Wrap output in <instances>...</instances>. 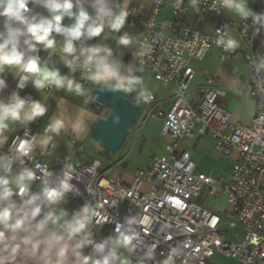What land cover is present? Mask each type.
Listing matches in <instances>:
<instances>
[{"label": "clouds", "instance_id": "1", "mask_svg": "<svg viewBox=\"0 0 264 264\" xmlns=\"http://www.w3.org/2000/svg\"><path fill=\"white\" fill-rule=\"evenodd\" d=\"M189 2L199 14L203 0ZM183 3L174 0L173 6L180 9ZM209 10L240 21L250 19L252 41L260 38L264 46V12L253 10L248 0H211ZM130 14L127 0H0V92L9 87L6 77L11 74L17 89L28 84L40 94L55 89L82 98L84 105L96 99L84 81L102 92L135 93L137 103H149L152 95L138 74L143 68L126 64L107 43H90L97 37L115 36L118 49L135 46L136 37L124 31ZM215 44L225 53L241 48L231 26L216 29ZM150 52L144 44L132 56L142 58ZM53 58L69 71L62 72ZM250 71L256 95L264 96V55L252 58ZM46 102L42 95L37 100L16 90L0 99V264H15L21 256L27 264H178L184 255L179 244L169 247L159 260L158 245L145 244L137 254L140 233L135 216L125 217L112 234L96 240L94 225L100 216L96 190L87 185L92 199L70 212L63 205L80 191L72 182L73 165L65 163L57 173L46 163H28L33 153L47 155L55 149L62 133L70 131L78 139L85 136L95 120L86 107H78L73 115L66 100L57 102V111L42 133L9 144L16 127L30 130L34 121L46 115ZM113 123H119V117Z\"/></svg>", "mask_w": 264, "mask_h": 264}, {"label": "built area", "instance_id": "2", "mask_svg": "<svg viewBox=\"0 0 264 264\" xmlns=\"http://www.w3.org/2000/svg\"><path fill=\"white\" fill-rule=\"evenodd\" d=\"M164 2L152 0L148 15L140 5L132 4L127 25H140L143 29L133 54L140 45L147 44L151 48L147 56L137 57L135 62L149 69L155 80L170 83L174 89L164 98L151 94L152 99L147 104L137 103L135 93H128L127 97L138 105V109L143 108L138 120L139 130L151 116L163 119L160 133L166 139L167 155L150 157L144 168L133 173L129 183L119 177L107 176L98 156L83 161L75 155H62L49 164L33 153L28 163L34 166L46 163L57 173L65 163L73 165L72 182L80 191L70 195L66 202L70 212L78 209L85 200L92 199L85 190L87 185L96 190L94 199L100 212L94 225L96 240L112 234L125 217L135 216L136 229L140 233V239L135 242L137 254L142 252L145 244L158 245L156 259L159 260L169 247L179 244L184 248V255L178 264H209L207 259L215 253L237 259L238 264H264V96L256 95L250 71L252 58L257 54L264 55V50L254 48L250 19L248 22L233 21L225 18L223 11H210L211 0H203L200 11L216 19L210 34L186 23L189 0H184L180 9L173 6V1L172 19L160 21L158 14ZM249 7L264 12V0H254ZM225 26L236 29L243 49L225 53L216 46V29ZM213 46L218 49L221 62L238 56L246 61L249 69L246 82L255 103V114L249 122H230L229 112L217 104V100L225 96L226 89L216 83L215 75L207 74L203 82L194 87V93L190 91L195 73L192 63L201 61ZM76 76L79 78L78 72ZM89 84L84 81V85ZM166 103L169 106L165 110ZM39 119L29 126L30 130L19 127L9 144L15 145L39 133L36 128ZM207 132L220 154L234 156L227 182L215 185L213 177L197 171L188 150L179 146L183 138L192 139ZM67 135L68 144L74 146L75 136L70 131ZM3 151H7V147ZM117 164L118 161L107 163L111 167ZM33 190H36L35 186ZM202 190L227 198L235 214L229 227L241 228L244 239L238 243L226 239L225 228L221 226L223 216L195 200Z\"/></svg>", "mask_w": 264, "mask_h": 264}, {"label": "crops", "instance_id": "3", "mask_svg": "<svg viewBox=\"0 0 264 264\" xmlns=\"http://www.w3.org/2000/svg\"><path fill=\"white\" fill-rule=\"evenodd\" d=\"M174 0H165L164 4L161 6L158 14V19L160 21H170L172 19V5L171 3ZM152 0H127L128 8L132 4H138L140 7H142L145 11V14L148 15L150 12ZM254 0H248L249 6L253 4ZM189 4V12L187 17H185L186 23H189L193 27H198L202 31L207 32L210 34L212 32L214 26L216 25V19L206 13H194L190 7ZM37 11L43 12V9H36ZM225 18L237 21L238 19L235 17H229L225 12L223 13ZM68 21L66 20L65 23ZM124 31L129 32L137 39V44L142 38L143 29L140 25H127L125 26ZM232 33L235 35L238 39H240L238 32L235 28H232ZM116 37L113 36L112 39L109 40H102L100 37L95 38L90 43L95 42H102L109 44L114 51H116L122 58V60L127 63H136L132 54L133 49L135 46L130 47L128 49H118L115 43ZM241 42V48L243 49V43ZM253 45L255 49L258 50H264V46L261 45L260 38L257 40H253ZM40 55L42 57H46L47 53L41 52ZM57 64L58 67L62 70V72H67V68L61 64L57 58H53ZM141 66V65H140ZM143 68L141 74L144 79V88L147 89L151 94H154L158 98H164L167 97L171 91L174 89V85L170 83H164L161 82L159 86H155L152 89L148 86L153 77V74L149 69H147L144 66H141ZM192 67L195 71L194 76L190 82V88L191 93H194V87L199 85L203 82L204 77L207 74L215 75V81L218 85L225 87L226 93L223 99H225V104L227 106L226 110L230 114V122L236 123V122H242L246 123L249 122L252 117L255 114V103L253 102V98L249 94V86L246 82V79L249 75V69L247 67L246 61L243 57L238 56L233 58L232 60H227L224 62H221L218 57V49L216 47H211L205 57L201 61H195L192 63ZM9 87L5 89L4 91L0 92V99H6L7 96L10 94V92L16 90L20 91L21 95L27 94L32 99H41V95L43 98L47 100V107L48 112L46 115L39 119V122L37 123V130L39 133H42L44 127L46 126V122L48 121V118L52 115H54L57 111V102L63 103L64 100L67 101V109L75 115L78 107H86L88 111L92 112L95 116L94 122H92L89 126V130L87 134L81 138H76L75 145L71 146L68 144V132L62 133L60 137L56 138V148L53 150H50V152L45 155L41 154L39 151L35 152V154L39 155L40 159L52 164L54 161L62 156V155H70V156H78L83 161H88L89 158H91L92 155L88 154L89 152H94L98 148V143L94 141L90 136L91 130L93 126L95 125V121H97L99 118L104 117L108 109L103 107L102 104L94 100L92 103L88 105L83 104V99L78 97H73L67 93H64L62 91H56L55 89H45L42 94H40L37 90H35L31 84H28L24 89H17V79L13 78L11 74L7 75L6 77ZM155 80V79H154ZM93 87V84L85 85V88L88 89L91 92V89ZM128 93H124L125 96H127ZM169 103L164 104L163 108L166 110L168 109ZM47 120V121H46ZM143 125V131L144 135H137L138 142L140 141L139 148L142 149L143 147H146L150 141H152L157 135H159L162 138V142L160 143L161 148L165 151L162 155H150L146 158L148 159L152 156L162 157L166 156L167 152L165 150V142L166 139L162 135V125H163V119L156 116H151ZM19 129V127H16L12 135L10 136L9 142L13 136V134ZM140 136V137H139ZM137 141H135V144ZM78 149L80 151H78ZM122 159V158H121ZM147 161H145L144 165H134L132 167L130 166H120L116 165V167H111L110 165H106L105 167L101 165V168L105 171L112 168V173L108 176L111 177H119L125 182H131L132 181V175L137 169L144 168L147 164ZM66 203L63 205V207L66 208ZM15 264H27V260L25 257L21 256L18 257L15 261Z\"/></svg>", "mask_w": 264, "mask_h": 264}, {"label": "rangeland", "instance_id": "4", "mask_svg": "<svg viewBox=\"0 0 264 264\" xmlns=\"http://www.w3.org/2000/svg\"><path fill=\"white\" fill-rule=\"evenodd\" d=\"M160 84L161 82L152 78V81L148 86L152 89ZM217 104L222 108H227L225 99L223 98H219ZM142 112L143 108L140 107L135 115V121L129 129V134L126 140L116 154L107 151L99 144L96 151L92 153L89 152L88 154L101 158L104 167L107 163L116 161H118L117 165L120 164L122 167L127 165L130 167L134 165H144L148 156L153 154H164L165 151L160 146L162 138L159 135L150 141L146 147H143L142 149L139 148L140 141H137V135H144L143 127L139 130L140 125L138 124ZM135 141H137L136 143L138 144H135ZM179 146L188 150L190 153L189 159L194 162L197 171L213 177V183L215 185L229 180L234 163V156L228 157L220 154L215 149L214 140L209 132L204 135H196L195 138L192 139L183 138ZM111 173L112 168L106 171L107 176ZM195 200L223 216L221 226L225 228L224 235L228 241L232 240V242L238 243L244 239L243 237L245 233L241 228L229 227V222L232 219H235V214L232 212L233 210L224 195H209L207 190H202ZM207 262L209 264H238L237 259L226 257L219 253H215L211 258L207 259Z\"/></svg>", "mask_w": 264, "mask_h": 264}, {"label": "water", "instance_id": "5", "mask_svg": "<svg viewBox=\"0 0 264 264\" xmlns=\"http://www.w3.org/2000/svg\"><path fill=\"white\" fill-rule=\"evenodd\" d=\"M91 93L96 101L108 109L106 116L95 121L90 137L107 151L116 154L126 140L135 121L138 105L122 92H102L93 85ZM119 117V123L113 120Z\"/></svg>", "mask_w": 264, "mask_h": 264}, {"label": "trees", "instance_id": "6", "mask_svg": "<svg viewBox=\"0 0 264 264\" xmlns=\"http://www.w3.org/2000/svg\"><path fill=\"white\" fill-rule=\"evenodd\" d=\"M107 114V113H106ZM106 114H104L106 116Z\"/></svg>", "mask_w": 264, "mask_h": 264}]
</instances>
